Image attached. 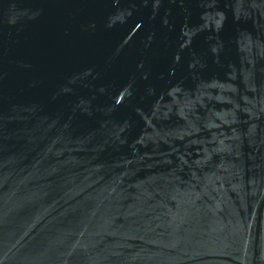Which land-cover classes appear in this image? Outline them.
<instances>
[{
    "label": "water",
    "instance_id": "obj_1",
    "mask_svg": "<svg viewBox=\"0 0 264 264\" xmlns=\"http://www.w3.org/2000/svg\"><path fill=\"white\" fill-rule=\"evenodd\" d=\"M0 264H264V0H0Z\"/></svg>",
    "mask_w": 264,
    "mask_h": 264
}]
</instances>
